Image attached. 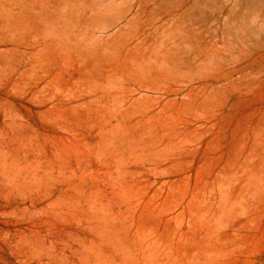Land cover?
I'll return each instance as SVG.
<instances>
[{"label":"rangeland","instance_id":"obj_1","mask_svg":"<svg viewBox=\"0 0 264 264\" xmlns=\"http://www.w3.org/2000/svg\"><path fill=\"white\" fill-rule=\"evenodd\" d=\"M0 264H264V0H0Z\"/></svg>","mask_w":264,"mask_h":264}]
</instances>
